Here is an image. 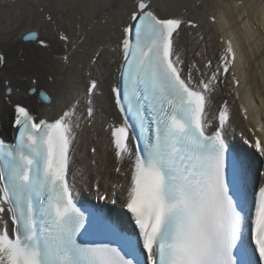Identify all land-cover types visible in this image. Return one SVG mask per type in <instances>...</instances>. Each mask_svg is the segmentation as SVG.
I'll return each mask as SVG.
<instances>
[{"label":"snow or ice","instance_id":"1","mask_svg":"<svg viewBox=\"0 0 264 264\" xmlns=\"http://www.w3.org/2000/svg\"><path fill=\"white\" fill-rule=\"evenodd\" d=\"M182 24L158 15L151 0H135L112 49L119 65L110 93L121 122L106 131L115 171L125 176L132 235L82 210L72 195L74 143L95 119L92 80L50 120L15 105L14 142L0 140V264H264V182L250 187L245 161L230 153L227 101L215 124L207 111L233 67L232 41L215 70L208 60L203 71L192 62L185 73L175 43ZM59 39L69 38L61 32ZM232 83H240L234 72ZM81 105L86 117L78 114ZM254 147L264 157L260 139ZM96 235L110 242H83Z\"/></svg>","mask_w":264,"mask_h":264},{"label":"bare ground","instance_id":"2","mask_svg":"<svg viewBox=\"0 0 264 264\" xmlns=\"http://www.w3.org/2000/svg\"><path fill=\"white\" fill-rule=\"evenodd\" d=\"M151 3L158 15L184 21L175 43L185 73L192 62L203 71L208 60L215 70L226 48L225 41L231 39L236 53L233 67L226 83L210 97V106L217 109L227 101L231 111L228 136L233 137L239 151L249 160L248 171L252 176L257 164L248 151L250 146L242 145L241 139L243 136L252 139L249 133L255 129L264 145V0H151ZM134 5L135 0H0V57H3L0 140L14 142L12 122L16 104L38 118L50 120L74 104L94 80L98 86L94 97L95 119L78 130L71 165L76 174L71 177L78 196L82 188L92 200L97 192L109 194L112 204H104L106 199L98 203L110 213L116 210V202L124 201L119 186L125 183V176L115 171L117 163L109 150L106 131L109 124L121 122L110 93L119 65V53L112 49L116 48L121 25ZM46 15L52 20L44 19ZM188 21L196 27H191ZM61 32L68 36L67 42L59 39ZM29 34H35V39L23 38ZM97 51L101 54L93 64ZM62 57H67V63ZM233 72L239 85L232 83ZM193 74L199 79L195 69ZM78 114L86 117L83 105ZM91 147L95 148L93 156L88 154ZM253 155L258 162L259 156ZM126 167L127 161L122 164V171L126 172ZM93 184L98 191L92 189Z\"/></svg>","mask_w":264,"mask_h":264},{"label":"rangeland","instance_id":"3","mask_svg":"<svg viewBox=\"0 0 264 264\" xmlns=\"http://www.w3.org/2000/svg\"><path fill=\"white\" fill-rule=\"evenodd\" d=\"M46 17H48V15H46L45 17H44V19H46ZM40 38V37H39ZM18 49H19V46H18ZM20 52H22V51H20ZM24 59V58H23ZM21 61H23V60H21ZM11 66V65H10ZM49 82H51L52 80L50 79V78H46ZM35 78H33L32 79V81H31V83L32 84H34V83H36L35 82ZM6 86L8 85L7 83L5 84ZM36 86H37V84H36ZM98 87V86H97ZM37 89H39V87L37 88ZM19 90V89H18ZM101 91V90H100ZM97 92H99V91H97ZM102 92V91H101ZM7 111H8V113H7V116L6 117H10V111H11V106H10V104H9V106L7 105ZM5 117V118H6ZM8 118L6 119V121L7 122H9L8 121ZM1 128H0V130H2V126H0ZM1 132V131H0ZM232 133H233V131H232ZM229 134V133H228ZM230 137V140H231V142H232V144H235L234 142H233V137L232 136H229ZM249 140L251 139L250 137H247ZM251 141V140H250ZM241 143H242V141H241ZM241 143H240V146H242L241 145ZM246 148V147H245ZM91 149H95L94 147H91L89 150H88V154L90 155V156H93L94 155V152L93 151H91ZM249 151V153H250V156L252 157V159L254 160V161H256V164L258 165L259 164V161L257 162V159L255 158V156L253 155V152L251 151V150H248ZM93 164V163H92ZM116 168V167H115ZM92 189L94 190V184L92 185ZM82 190L83 191H85V194L87 195L88 194V197H89V192L88 191H86L85 189H83L82 188ZM82 190L80 191V193L82 192ZM103 194H107V193H103ZM102 194V195H103ZM108 195V197L106 198V200L104 201V204H106V205H109V204H112V201L113 200H110V198H109V194H107ZM98 197V196H97ZM98 201H99V198H98ZM117 203V202H116ZM114 204L115 205V207H117L116 208V210H121V208H120V204L119 203H117V204Z\"/></svg>","mask_w":264,"mask_h":264}]
</instances>
